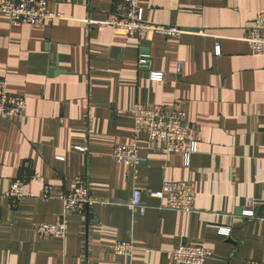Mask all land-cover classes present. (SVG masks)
I'll return each mask as SVG.
<instances>
[{
    "label": "crops",
    "instance_id": "1",
    "mask_svg": "<svg viewBox=\"0 0 264 264\" xmlns=\"http://www.w3.org/2000/svg\"><path fill=\"white\" fill-rule=\"evenodd\" d=\"M48 1L63 19L13 26L0 15V79L27 101L24 118L0 122V264H175L171 253L187 244L212 251L205 264H264V57L245 42L264 0H139L150 22L185 30L142 41L98 25L118 0ZM143 41L149 69L138 64ZM136 103L187 113L199 142L188 164L145 137L136 179L114 162V147L134 141ZM37 174L42 182H28L17 206L4 197L14 180ZM81 176L95 203L66 215L59 197ZM182 181L195 195L191 214L149 196ZM44 184L53 188L46 201ZM135 190L151 207L143 215L127 206ZM249 202L257 220L242 217ZM63 217L65 240L36 233ZM127 241L132 258L112 253Z\"/></svg>",
    "mask_w": 264,
    "mask_h": 264
},
{
    "label": "built area",
    "instance_id": "2",
    "mask_svg": "<svg viewBox=\"0 0 264 264\" xmlns=\"http://www.w3.org/2000/svg\"><path fill=\"white\" fill-rule=\"evenodd\" d=\"M0 15L7 19L11 25L43 26L63 19V15L52 11L48 0H0ZM90 23V22H89ZM115 33L136 36L140 41L148 36H164L178 39L185 30L175 26H164L150 22L141 7L139 0H118L113 12L104 22L98 24ZM245 42L249 47L251 56L264 57V12H260L251 27L247 29ZM142 49V42L141 47ZM219 52V47L216 48ZM147 56L140 50L139 67L149 69ZM179 69V68H178ZM151 81H163L164 75L150 71ZM27 101L23 97L15 96L8 90L5 80L0 79V122L8 123L25 117ZM134 120V141L129 145L118 144L114 147L112 158L114 162L123 164L132 169L133 178L138 177V168L146 165L148 159L141 153L142 138H146L150 146L161 142L167 153L182 154L186 163L190 162L192 155L198 152V140L195 131L188 123L187 113L182 110L166 108L164 106H145L136 103L131 111ZM30 181L42 182V177L37 175L22 176L14 180L4 197L14 202L17 206L26 196V186ZM53 188L44 184L40 198L44 201L52 198ZM142 192L135 190L131 200L127 203L132 214H145L148 205L141 199ZM151 199L165 201L160 208L182 214L195 212V195L190 182H165L159 191H150ZM30 197H34L30 194ZM63 203L65 214L83 213L87 211L95 200L90 195L89 182L86 176L76 177L70 184L69 191L59 197ZM245 220H257V214L252 202L243 210ZM35 231L40 236L65 240L68 234V222L65 217L54 223L37 224ZM218 234L229 237L231 230L221 228ZM111 251L114 255L132 258L135 252L132 241L116 243ZM175 264H205L213 257L211 250L198 245H181L171 253ZM245 264H261L257 261H247Z\"/></svg>",
    "mask_w": 264,
    "mask_h": 264
},
{
    "label": "water",
    "instance_id": "3",
    "mask_svg": "<svg viewBox=\"0 0 264 264\" xmlns=\"http://www.w3.org/2000/svg\"><path fill=\"white\" fill-rule=\"evenodd\" d=\"M150 44L146 41H143L142 42V52L147 56V58H145L147 61H148V66L149 68L151 67L152 68V58L150 57ZM53 75H56V69L52 68L51 69V72H50V76H53Z\"/></svg>",
    "mask_w": 264,
    "mask_h": 264
}]
</instances>
